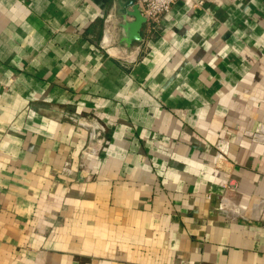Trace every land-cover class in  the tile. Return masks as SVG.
Instances as JSON below:
<instances>
[{"label":"crops","instance_id":"0c3cea01","mask_svg":"<svg viewBox=\"0 0 264 264\" xmlns=\"http://www.w3.org/2000/svg\"><path fill=\"white\" fill-rule=\"evenodd\" d=\"M131 2L0 0V264H264V0Z\"/></svg>","mask_w":264,"mask_h":264},{"label":"built area","instance_id":"2783aa9c","mask_svg":"<svg viewBox=\"0 0 264 264\" xmlns=\"http://www.w3.org/2000/svg\"><path fill=\"white\" fill-rule=\"evenodd\" d=\"M179 1L181 0H136V5L144 21L151 27H155Z\"/></svg>","mask_w":264,"mask_h":264},{"label":"water","instance_id":"95a60500","mask_svg":"<svg viewBox=\"0 0 264 264\" xmlns=\"http://www.w3.org/2000/svg\"><path fill=\"white\" fill-rule=\"evenodd\" d=\"M132 7H133V14L135 15V17H136V20H137V22H136V24H140V22H143V17L141 16V14H140V12H139V10H138V8H137V5H136V3H135V0H132Z\"/></svg>","mask_w":264,"mask_h":264}]
</instances>
